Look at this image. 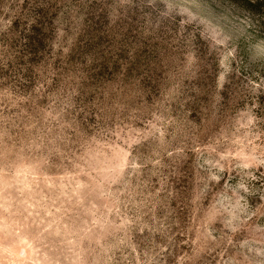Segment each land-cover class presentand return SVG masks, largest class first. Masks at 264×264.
Listing matches in <instances>:
<instances>
[{
    "label": "rangeland",
    "instance_id": "obj_1",
    "mask_svg": "<svg viewBox=\"0 0 264 264\" xmlns=\"http://www.w3.org/2000/svg\"><path fill=\"white\" fill-rule=\"evenodd\" d=\"M0 264H264V0H0Z\"/></svg>",
    "mask_w": 264,
    "mask_h": 264
},
{
    "label": "trees",
    "instance_id": "obj_2",
    "mask_svg": "<svg viewBox=\"0 0 264 264\" xmlns=\"http://www.w3.org/2000/svg\"><path fill=\"white\" fill-rule=\"evenodd\" d=\"M234 1L247 3L251 7H256V6L260 7L262 5L263 0H234ZM42 31H43L42 27L31 26L29 29H25V31L21 32L23 43H22V50L19 51V53L22 57L31 56L29 60L25 62V65H27L25 69L28 71L38 70L39 72H41L43 69H45L46 66L51 64V62H49L48 59L45 58V56L43 58L41 57V54L45 51V49L49 54L51 53V51L53 52L51 44L50 46H48L45 37L42 35ZM40 46L41 48H39ZM15 58L17 60V58L20 57L17 55L15 56ZM8 64H11V61L10 63L8 62ZM84 65L86 68L81 70L80 73L84 75V78H89L91 73H93L94 70H96L97 68L93 67V65L89 66L86 63Z\"/></svg>",
    "mask_w": 264,
    "mask_h": 264
}]
</instances>
